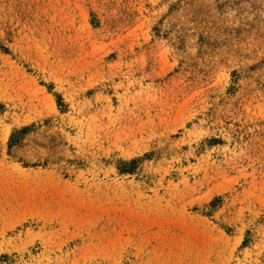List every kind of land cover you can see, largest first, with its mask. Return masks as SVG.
Here are the masks:
<instances>
[{
	"label": "rangeland",
	"instance_id": "1",
	"mask_svg": "<svg viewBox=\"0 0 264 264\" xmlns=\"http://www.w3.org/2000/svg\"><path fill=\"white\" fill-rule=\"evenodd\" d=\"M0 264H264V0H0Z\"/></svg>",
	"mask_w": 264,
	"mask_h": 264
}]
</instances>
